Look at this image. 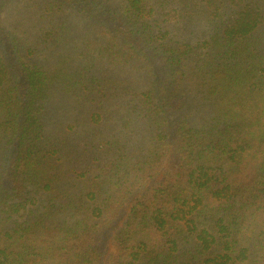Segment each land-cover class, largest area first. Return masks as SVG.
I'll return each mask as SVG.
<instances>
[{
  "label": "trees",
  "instance_id": "16d2710c",
  "mask_svg": "<svg viewBox=\"0 0 264 264\" xmlns=\"http://www.w3.org/2000/svg\"><path fill=\"white\" fill-rule=\"evenodd\" d=\"M0 264H264V0H0Z\"/></svg>",
  "mask_w": 264,
  "mask_h": 264
}]
</instances>
